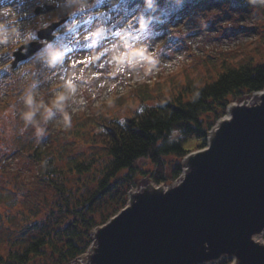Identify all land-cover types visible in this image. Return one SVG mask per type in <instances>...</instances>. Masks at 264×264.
Segmentation results:
<instances>
[{
    "label": "rangeland",
    "instance_id": "374dc122",
    "mask_svg": "<svg viewBox=\"0 0 264 264\" xmlns=\"http://www.w3.org/2000/svg\"><path fill=\"white\" fill-rule=\"evenodd\" d=\"M19 3L23 5L34 32L31 41L38 40L37 30L66 18L55 31L57 36L52 41L65 51L66 56L55 68L43 63H25L17 69V62L28 60H17V53L28 51V47L17 45L8 61L11 69L16 70L0 72L2 258H6L9 249L21 250L36 235L51 232L56 236L58 230L64 231L72 221L85 226L86 223H81L72 210L65 212L63 195L57 193L58 179L66 188L64 194H69L72 202L93 192L98 195L89 212H93L97 221L115 212L123 200L125 206L131 205L130 194L133 203L160 193V187L167 189V185L170 188L175 185L174 180L157 187L148 175L137 172L130 182L124 180L121 185L111 180L100 187L103 169L110 156L103 146L82 140L75 129L96 128L101 118L125 119L134 114L141 102L154 103L162 95L171 99L179 95L186 97L188 86L200 85L217 75L221 70L219 60L223 57L234 65L264 63V8H254L245 0H206L188 4L183 11L170 17L157 33L142 26L147 22L136 19L135 10L131 11V8L138 5L131 7V3L129 10L122 9L116 0H19ZM48 5L54 8L38 10ZM149 26L153 28L154 25L149 23ZM146 28L148 30L144 31ZM131 32L134 41L127 51L121 37ZM104 49L107 52L101 54ZM87 57H92L91 62L81 63ZM34 82L36 87L33 89ZM29 91L35 92L37 98L46 103L56 95H64L67 98L63 101L64 111L68 113L69 121L66 122L62 114L54 110L56 115L44 125L42 137L37 138L31 126L21 132L24 122L20 112L26 110L22 98ZM260 101V94L252 92L231 103H236V108ZM211 130L206 137L207 143ZM40 142L42 150L50 153L60 169L51 178L42 176L41 164L29 155V146ZM201 142L202 139L193 137L186 146L193 148ZM165 158L170 172L175 157L169 155ZM187 161L188 158H183L181 162L184 173L190 169ZM73 162L88 165L89 170H70ZM138 166L143 170L152 168L148 160H140ZM105 223L90 230L87 253L65 264H96L99 232L95 239L93 229L99 228L100 231ZM56 241L62 243L59 236ZM54 249L48 244L45 252L25 264H57L52 257ZM197 264L246 263H242L235 253H221L218 258Z\"/></svg>",
    "mask_w": 264,
    "mask_h": 264
},
{
    "label": "water",
    "instance_id": "95a60500",
    "mask_svg": "<svg viewBox=\"0 0 264 264\" xmlns=\"http://www.w3.org/2000/svg\"><path fill=\"white\" fill-rule=\"evenodd\" d=\"M60 23L39 37L51 40ZM39 46L31 43L17 60ZM259 92L258 104L234 108L213 140L186 156L190 170L179 184L126 205L101 227L96 264H197L221 253L264 264V245L251 239L264 230V89Z\"/></svg>",
    "mask_w": 264,
    "mask_h": 264
},
{
    "label": "trees",
    "instance_id": "16d2710c",
    "mask_svg": "<svg viewBox=\"0 0 264 264\" xmlns=\"http://www.w3.org/2000/svg\"><path fill=\"white\" fill-rule=\"evenodd\" d=\"M128 1L131 2V7L143 4L142 13L153 14L155 18H159L160 25L148 28L149 31L156 32V29L160 31L170 17L183 11L188 4L202 3L206 0H185L182 6L177 5L175 0H156L151 7L146 5L145 0ZM262 41L264 44V40ZM219 61L221 70L217 75L200 85L188 86L186 97L179 95L171 99L162 95L154 103L141 102L134 114L125 119L106 117L98 121L99 125L96 128L75 129L77 136L82 140L103 146L110 156L103 169L100 187L111 180L118 181L121 185L124 180L130 182L137 172L148 175L156 184L171 183L182 173L183 158L207 145L208 131L225 114L227 106L234 99L264 89V63L234 65L227 63L225 57ZM173 132H179V136H173ZM193 137L202 139V142L193 148L187 147L186 143ZM29 147L30 157L41 164L42 176L44 174L51 178L52 174L60 172L50 153L42 150L41 142ZM169 155L174 156L176 160L170 172L165 158ZM140 160H148L152 168L148 170L139 168ZM73 169L78 172L84 169L88 171L89 166L73 162L70 170ZM56 181L60 184L57 193L63 195L65 212L72 210L81 223H86L85 226H78L75 224L77 222L72 221L65 226L64 231L58 230L56 236L50 234L51 232L36 235L21 250L9 249L6 258L0 257V264H25L34 256L45 252L48 244L55 248L52 257L57 264L68 263L87 250L91 242L90 230L107 222L125 206L123 200L115 212L97 221L93 217V212L89 213L98 196L96 193L93 192L83 198L78 197L76 202H72L69 194H64L66 191L64 184L60 179ZM62 234L66 236L63 237ZM58 236L62 240L61 244L56 241Z\"/></svg>",
    "mask_w": 264,
    "mask_h": 264
},
{
    "label": "clouds",
    "instance_id": "9594fccd",
    "mask_svg": "<svg viewBox=\"0 0 264 264\" xmlns=\"http://www.w3.org/2000/svg\"><path fill=\"white\" fill-rule=\"evenodd\" d=\"M184 2L185 0H175L179 6H182ZM245 2L254 8H264V0H245ZM145 3L151 7L156 3V0H145ZM29 25L30 22L25 15V9L19 0H0V50H2L0 51V71L11 69L8 61L12 59L11 53L17 45H23L27 48L31 44L34 32ZM65 56L66 53L61 47L55 42H49L32 53L27 61L17 62V69L23 67L25 63L32 65L43 63L55 68L63 63ZM15 70L11 69V71ZM31 87L33 89L36 87L35 82ZM66 99L64 95H56L46 103L43 99H38L35 92L29 91L22 98L26 110L20 112V118L24 122V128L21 129V132L31 126L35 129L36 137H42L45 134L44 125L55 117L56 111L62 114L66 122L69 121L70 117L64 111L63 101ZM13 116H15V112H13ZM172 135L176 136V132H173ZM204 246L208 248V242H205Z\"/></svg>",
    "mask_w": 264,
    "mask_h": 264
},
{
    "label": "bare ground",
    "instance_id": "6f19581e",
    "mask_svg": "<svg viewBox=\"0 0 264 264\" xmlns=\"http://www.w3.org/2000/svg\"><path fill=\"white\" fill-rule=\"evenodd\" d=\"M260 94V96L262 95V93L260 92H257ZM236 105V103H231L229 106H228V111L227 113L217 122V124L214 126V128L211 130L210 132V135L208 136V141L211 142L215 136V133H216V129L217 127L220 125V123L224 120H227V119H230L232 114H233V110H234V106ZM182 180V177L176 181L175 185L179 184ZM162 188L161 192L162 193H167V191L170 190V187L165 189L164 187H160V189ZM164 188V189H163ZM131 196L132 194H130L129 196V203H131ZM99 232V228H95L93 229V237L96 239L97 237V234ZM263 233H264V230L263 231H259V232H255L251 235V239L256 242V243H259L261 245H264V237H263ZM87 252H85L86 254ZM196 264V263H195Z\"/></svg>",
    "mask_w": 264,
    "mask_h": 264
},
{
    "label": "snow or ice",
    "instance_id": "6c2138e0",
    "mask_svg": "<svg viewBox=\"0 0 264 264\" xmlns=\"http://www.w3.org/2000/svg\"><path fill=\"white\" fill-rule=\"evenodd\" d=\"M92 60V57H87L85 61H81V63H85V62H91ZM98 75V74H97Z\"/></svg>",
    "mask_w": 264,
    "mask_h": 264
},
{
    "label": "built area",
    "instance_id": "2783aa9c",
    "mask_svg": "<svg viewBox=\"0 0 264 264\" xmlns=\"http://www.w3.org/2000/svg\"><path fill=\"white\" fill-rule=\"evenodd\" d=\"M166 188H168V186Z\"/></svg>",
    "mask_w": 264,
    "mask_h": 264
}]
</instances>
